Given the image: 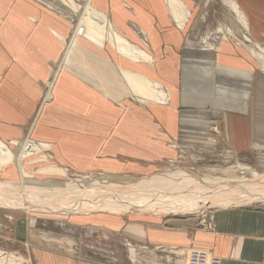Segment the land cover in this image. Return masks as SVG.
<instances>
[{"label": "crops", "instance_id": "obj_1", "mask_svg": "<svg viewBox=\"0 0 264 264\" xmlns=\"http://www.w3.org/2000/svg\"><path fill=\"white\" fill-rule=\"evenodd\" d=\"M88 1L106 16L112 30L129 44L143 49L149 58L124 54L107 39L101 44L79 34L76 39L108 59L132 90L136 87L127 80V72L149 77L163 96L143 99L144 94L134 90L114 95L106 90L101 77L100 83H95L79 75L64 64L69 57V43L75 36V17L58 12L42 0H0L3 184L33 183L45 196L43 187L51 186L53 192L52 185L84 187L93 180L105 183L103 179L107 178L122 181L120 190H126V181L135 190V181L146 178L145 183H150H142V187L145 184L148 190H161L160 187L163 191L182 190V183L172 179L182 170L159 171L164 165L162 160L175 154L166 140L173 138L199 145L210 138L209 127L213 124L224 129L226 142L234 150L247 153L248 157L256 156V164L264 161V151L259 148L264 145V74L258 69L264 70V0H233L241 13H236L240 16L236 24L244 27L243 39L252 40V44L247 43L249 49L242 39L231 34L227 25L220 28L225 34L215 49L201 48L190 38L191 22L207 0H181L184 5L177 17L171 13L167 0ZM55 66L57 74L49 79L51 100L42 102V93L48 96V91H42V83L52 69L56 70ZM100 71L97 74L103 75L104 71L103 74ZM28 142L33 145L29 153L23 150ZM213 169L202 172L215 173ZM95 172L100 173L94 175ZM183 173L191 177L187 178L191 183L198 182L199 176ZM37 175L43 178L37 179ZM101 176L107 178L100 179ZM167 179L173 182L164 183ZM64 193L69 194L68 187ZM35 210V214L28 215L40 218L45 213L51 214L47 217L56 219L59 225L65 223L67 215L68 222L80 228L85 222H93L100 226H89L109 229L114 234L146 242L152 248L164 246L168 249L164 256L174 259V264L195 261L196 256H182L201 253L189 247L207 249L218 264H264L262 205L231 208L222 205L212 213V229L198 227V219L192 215L155 214L162 209L154 208L87 205L76 210ZM8 211L10 215L15 210ZM25 227L22 241L31 248L29 256L35 264H110L81 251L80 239L72 229L75 226H61L68 230L60 235L53 233L50 238L34 236L36 228L28 220ZM12 255L21 264H30L20 253L0 250V259H11Z\"/></svg>", "mask_w": 264, "mask_h": 264}, {"label": "rangeland", "instance_id": "obj_2", "mask_svg": "<svg viewBox=\"0 0 264 264\" xmlns=\"http://www.w3.org/2000/svg\"><path fill=\"white\" fill-rule=\"evenodd\" d=\"M235 6V2L233 0H207L205 5L197 11V16L193 19L189 30L190 38H194L197 43H199V47L201 48H211L215 49L216 45L220 42V38L223 36L222 30L223 27L226 25L231 28V34L238 38L242 39V42L247 46V43L252 44V40L244 41L243 36H246L244 32V27L241 24H236V18H239L236 13L241 14L237 5L235 8L231 4ZM225 2V3H224ZM232 6V7H231ZM238 16V17H237ZM240 19V18H239ZM73 21V20H72ZM196 22V23H194ZM74 24V23H73ZM223 26V27H222ZM222 29L220 30V28ZM243 30V31H242ZM223 31V32H222ZM241 31V32H240ZM240 33L241 36L237 35ZM195 42V41H194ZM261 43V42H260ZM209 45V46H208ZM56 70H51L47 79H45L42 83V91L46 93L48 91L49 94V79L57 74V66H55ZM264 74V70L258 68ZM42 93V102H48L51 100L49 96H43ZM47 95V94H46ZM49 97V98H48ZM211 131L210 138L208 137L206 142L200 143L199 145H193L192 143H183L178 140L175 141L173 138H168L167 145L174 149L175 154L172 157H166L162 160V167L159 168V171H173L176 169H180L188 174L195 175L198 177L196 180L201 178L206 183L202 185V187L211 188L213 183H217L223 186H230L224 187L225 190H217L214 194H208V198L213 199L219 197V199H230L232 197L237 196L238 192L244 191L246 188H263L264 187V161L261 160L260 164H256V156L248 157L249 154H244L239 150H234L228 142H226V138L224 135V129L216 125H210L209 127ZM263 145V144H260ZM262 151H264V145L259 147ZM258 148V149H259ZM255 149H257L255 147ZM161 164V165H162ZM238 166V167H237ZM243 166V167H242ZM246 167L251 168V172L248 173L246 171ZM214 168L213 171H220V174H215L212 172H202L206 169ZM158 172V171H157ZM222 172V173H221ZM254 172V173H253ZM100 172H95L94 175H98ZM113 174V173H112ZM118 175L120 173H114ZM135 175V174H133ZM140 175V174H138ZM208 175V177H206ZM211 175V176H210ZM46 177L54 176L58 178V175H45ZM37 179H41V176H35ZM256 178V179H255ZM169 179H167L166 183ZM195 180V181H196ZM29 182H31L29 180ZM234 183H242V186L239 184ZM31 184V183H30ZM25 184V185H12L15 188L18 187V191L21 189L22 191H27L25 194L35 196H40V188L39 186H35L34 184ZM33 185V186H32ZM21 186V188H20ZM25 186V187H24ZM32 186V187H31ZM192 187H194L192 185ZM33 188V189H32ZM35 188V189H34ZM203 189V188H202ZM212 189H216V185L213 186ZM8 190V189H7ZM33 190V191H32ZM13 190H9L8 192L12 194H16V192H12ZM235 191V192H234ZM10 193V195H12ZM222 193V194H221ZM52 195V192L48 193ZM45 196H49V195ZM14 196H18L17 194ZM42 196V195H41ZM44 196V195H43ZM232 196V197H231ZM17 201L14 204H19L22 206H9L2 202H0V250L9 251L20 253L26 260L27 263L35 264L34 260L31 256H29L30 247H26V243L22 241V238L26 235L27 230V220L28 224H33V226L38 229L34 230V236H43L44 238H50L55 234L60 235L64 233V230H68L66 227L62 228L61 226L72 225L75 228V237L80 239V244L82 246V250L88 257L99 260L102 263H110V264H174L175 260L171 258H166L164 255L168 252L167 248L161 245H155L153 248L151 245L147 244L146 242L135 240L133 238L126 237L124 235H120V233H113L109 229H105V231L99 229L98 227H91L89 225H99L93 222H85L84 227L80 228L79 225L70 223L69 217H66L65 223L59 225L60 223L56 219H52V217H47L51 214H43L40 218L38 217H31L34 212H36L35 208L25 207L24 202L21 200ZM19 201V202H18ZM105 202V201H104ZM106 203V202H105ZM105 203H99L98 205L89 206L90 208H106L109 207ZM225 203V202H223ZM103 204V205H102ZM230 206L231 207H243V206H251V205H262L264 206V200H256L251 202L245 203H230V204H217L213 205L211 208L209 206H196L194 208L188 207L180 209L181 211H174V210H163L161 207H149L154 209H162V211H156L155 214H170V215H192L197 217V226L205 228V229H212L213 228V219L212 213L215 209L220 208V206ZM115 207V206H114ZM117 207V206H116ZM84 209L85 207L80 206L76 209ZM147 208V207H146ZM10 210L13 213H10ZM75 209V210H76ZM128 209V208H126ZM188 209V210H187ZM26 210V212H25ZM35 210V211H34ZM69 210V209H68ZM74 210V209H72ZM192 210V211H191ZM194 210V211H193ZM129 212H136V210H128ZM141 211V210H139ZM98 212V211H97ZM101 212V211H99ZM125 212V213H129ZM143 213H147L141 211ZM124 213V214H125ZM30 214L31 216H29ZM35 214V213H34ZM198 215V216H195ZM35 218V219H34ZM35 220L33 223L29 222V220ZM79 226V227H78ZM69 229V230H72ZM41 232V233H40ZM33 235V234H32ZM20 238L19 240L17 238ZM40 238V237H39ZM130 239V240H129ZM24 243V244H23ZM135 244V245H134ZM192 249H199V252L193 250L197 253L196 255L182 254V256H196L197 264H218L217 259L209 252L207 249L199 248V247H189ZM81 249V248H80ZM171 251V250H170ZM17 255V254H16ZM15 255V256H16ZM178 255V254H176ZM15 256H10L13 260H19V258ZM209 260V261H208ZM215 261L216 263H211ZM188 262H185L187 264ZM21 264V263H20Z\"/></svg>", "mask_w": 264, "mask_h": 264}, {"label": "bare ground", "instance_id": "obj_3", "mask_svg": "<svg viewBox=\"0 0 264 264\" xmlns=\"http://www.w3.org/2000/svg\"><path fill=\"white\" fill-rule=\"evenodd\" d=\"M42 1L47 3L49 6L55 8L58 12L76 18V27H75V30L73 31V33H75V36L72 38L71 42L69 43L70 47L67 51L69 57L67 60L64 61V64L67 67H70L72 70H74L79 75L88 77L89 79H91V81H93L95 83H97V82L100 83V81H101V83L103 82L106 90H109L114 95H119L120 93H128L129 91L134 90V89L133 90L131 89L133 87L130 88L129 85L123 81V79L121 78V75L118 73L117 69L113 66V64L108 59L100 56L96 52H93L89 48H86V46L84 47L81 44V42H79L76 39V34L83 35V36L91 39L92 41H95L96 43H100V44L102 43L103 40L107 39L111 42H114L116 44L117 49L124 54H129L133 57H140V58L142 57L145 59L149 58L148 55L145 54L146 52L144 53L142 51L143 49L141 50L138 47L129 44L121 35H119L114 30H112L111 25L109 24L106 16L103 13L99 12L98 10H95L94 8H92L90 6L88 0H42ZM167 2L169 4L168 6H170L171 13L173 15H175V17L179 16V14L181 15V12H182L181 9L183 8V5H184V4L182 5L181 0H167ZM173 15L170 14V16H173ZM174 18H173V20H174ZM251 50L253 51L252 48H251ZM254 50H255V48H254ZM260 54H261V52H260ZM97 70H99V71L101 70L100 72L104 71V74H103V72H102L103 75L97 74ZM125 76H126L127 80L130 81L129 83H131L132 86L136 87V88L134 87L135 88L134 91L136 93L144 94L143 99L144 98H150L151 100L152 99H159L163 96L162 91L159 90L160 88L157 89V87H156L158 85H155L156 83H153L152 81H150L148 79L149 77L146 78L142 74L134 73V72H132V73L127 72V75H125ZM99 78H100V81H99ZM123 78H124V76H123ZM121 81H123V82H121ZM101 86H102V84H101ZM98 87H100V86H98ZM47 95H49V94L47 93ZM139 98L140 97H138V99ZM32 149H33V145L30 142L26 143L23 146V150H25V152L29 153V152H31ZM177 171H179V170H177ZM246 171H248V173H249L252 170L250 167H246ZM183 172H179V173H177V175L174 174L173 178H172L173 180L182 183L181 186L183 187V189L180 190V189H174L173 188L174 189L173 190L172 188H170L173 191H170V190L167 191V189H166V191H163V189H162L163 187H160L159 184L158 185L161 188V190L156 189V188H152V190H148V189H146L147 185L145 186V184H149L150 182L148 181V183H145L146 178H141V179L139 178V180L135 181L136 187L133 185L135 190H132L130 188L131 186L126 184L127 181L125 180L126 181L125 182V189L126 190L124 191V188H123V190L119 189V187L121 188L120 185H123L122 181H118L117 179L116 180L110 179V178H107V176H101L100 179H102L103 177H106L109 181L103 179L105 181V183L103 182L104 183L103 184V183H99V180L95 181L92 179L93 181H90L91 184L88 186H84V187L83 186L82 187L74 186L75 184L74 185H61V186H53L52 185V189H53L52 195L48 194L49 192H51V190H50L51 186L48 185V186H50V188L43 187V191L45 192L46 195L48 194L49 196H35V194H33V193H32V195H30L29 192H28V194H25L27 192L26 190L22 191L20 189L18 191V187L15 188L14 186H12L13 183H12V185H7V184H3L0 181V202L4 203L6 205H9V206H17L18 205V207H19V206H22V205H20V203L15 204V205H12V204H14V202L15 203L17 202L15 200H19V201L21 200L22 202L25 203V205H23L24 208L25 207L42 208L45 210L46 209L47 210H56V209L60 210V208H61V210L62 209L72 210V209H76L80 206L85 207L87 205L88 206L98 205L99 204L98 199H102L103 203L106 202L105 204L108 205L109 207H114V206L116 207L117 206V207L131 209V208H138V207L139 208H146V207L149 208V207L156 206V207H161L165 210L166 209H169V210L170 209H175V210L178 209V210H180V208L186 209L188 207L194 208L196 206H213V205H217V204H226L227 205L230 203L238 204V203H245V202H251V201H256V200H264V187L263 188H246L244 191L238 192L237 196L236 195H235V197L231 196L232 198L226 199V200L223 199L224 197L222 198V200L219 199V197L210 199V198L206 197V196H208V194H210V193L214 194L215 192H217V190L219 191L220 189L225 190L224 187H229V188H231V187L219 185L217 183H213L211 185V188L205 189V187H202V185L206 183L203 179L196 182L195 184L191 183V180H187V178H189L190 176H187ZM215 173L219 175L220 171H215ZM150 175H152V174H150ZM167 176H165V177H167ZM206 177H208V175ZM151 179H154V178L152 177ZM172 179L168 182L170 183L172 181ZM166 181H164V183H166ZM84 182H86V181H84ZM157 182H159V181L157 180ZM57 183H56V185H57ZM69 183H71V182H69ZM142 183H145L144 184L145 188L142 187ZM175 183H177V182H175ZM242 183H234L233 182V184H238V185L240 184L241 186H242ZM151 184H152V182H151ZM172 185L174 186V184H172ZM192 185L194 187H192ZM215 185H216V189H212L213 186H215ZM66 187H68V193L69 194L64 193V189ZM20 188H21V186H20ZM9 190H13L14 192L17 191L16 194L18 196L17 197L14 196L16 194H12L11 192L10 193L12 195H10V193L8 192ZM223 202H225V203H223ZM100 203H101V201H100ZM7 258L0 259V263L1 264H20L22 262V261H16L13 259H7ZM190 264H197L196 259H195V261L193 260Z\"/></svg>", "mask_w": 264, "mask_h": 264}, {"label": "built area", "instance_id": "obj_4", "mask_svg": "<svg viewBox=\"0 0 264 264\" xmlns=\"http://www.w3.org/2000/svg\"><path fill=\"white\" fill-rule=\"evenodd\" d=\"M211 262V261H210ZM211 263H216L215 261H212Z\"/></svg>", "mask_w": 264, "mask_h": 264}]
</instances>
